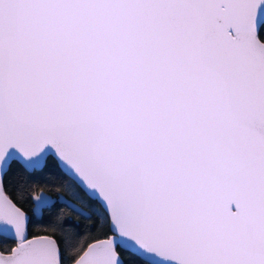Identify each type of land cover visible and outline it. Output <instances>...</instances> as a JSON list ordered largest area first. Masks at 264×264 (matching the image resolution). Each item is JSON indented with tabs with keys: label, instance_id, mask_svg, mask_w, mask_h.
Instances as JSON below:
<instances>
[{
	"label": "water",
	"instance_id": "95a60500",
	"mask_svg": "<svg viewBox=\"0 0 264 264\" xmlns=\"http://www.w3.org/2000/svg\"><path fill=\"white\" fill-rule=\"evenodd\" d=\"M264 0H0V264H62L3 188L51 154L110 232L66 264H264ZM31 212L58 191L31 193Z\"/></svg>",
	"mask_w": 264,
	"mask_h": 264
},
{
	"label": "trees",
	"instance_id": "16d2710c",
	"mask_svg": "<svg viewBox=\"0 0 264 264\" xmlns=\"http://www.w3.org/2000/svg\"><path fill=\"white\" fill-rule=\"evenodd\" d=\"M258 36L264 40V21L258 29ZM3 188L21 208L28 212V235L38 233L51 234L60 249L62 264L72 261L92 239L110 232L109 220L99 202L87 195L84 190L69 177L48 154L43 165L28 170L17 160L9 162L3 174ZM42 188L51 194L58 191L86 207L88 216L74 211L66 204L54 201L42 208L39 217L31 212V193ZM15 243L13 238L0 234V250L8 251ZM122 257V264H151L136 253L116 247Z\"/></svg>",
	"mask_w": 264,
	"mask_h": 264
}]
</instances>
